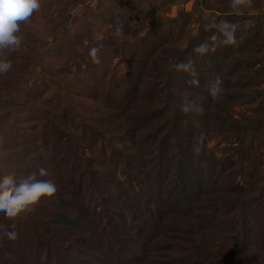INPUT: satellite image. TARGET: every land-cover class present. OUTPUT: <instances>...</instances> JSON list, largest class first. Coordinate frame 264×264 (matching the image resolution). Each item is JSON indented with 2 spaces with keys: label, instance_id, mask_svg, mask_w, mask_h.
<instances>
[{
  "label": "rangeland",
  "instance_id": "rangeland-1",
  "mask_svg": "<svg viewBox=\"0 0 264 264\" xmlns=\"http://www.w3.org/2000/svg\"><path fill=\"white\" fill-rule=\"evenodd\" d=\"M39 2L0 49V176L56 191L0 218V264H264V0Z\"/></svg>",
  "mask_w": 264,
  "mask_h": 264
},
{
  "label": "clouds",
  "instance_id": "clouds-1",
  "mask_svg": "<svg viewBox=\"0 0 264 264\" xmlns=\"http://www.w3.org/2000/svg\"><path fill=\"white\" fill-rule=\"evenodd\" d=\"M40 9L39 0H0V49L7 48L12 52H19L22 48L23 37L20 34L22 27L31 23L32 18ZM219 27L223 33V42L234 41V26L226 21H220ZM119 33L120 28L115 29ZM206 45L201 43L195 46L194 51H204ZM97 48L92 47L89 54L95 61ZM188 62L175 65L177 69L187 70ZM12 67L9 59L0 57V74L7 73ZM223 87L219 77L211 82L209 93L213 97L221 94ZM191 101L181 105L182 111H188ZM56 191L54 181L48 177L44 167H38L34 172L20 177L0 176V218L13 220L23 212L30 210L41 197L51 196ZM17 236L16 225L9 223L6 228L0 227V237L15 239Z\"/></svg>",
  "mask_w": 264,
  "mask_h": 264
},
{
  "label": "trees",
  "instance_id": "trees-1",
  "mask_svg": "<svg viewBox=\"0 0 264 264\" xmlns=\"http://www.w3.org/2000/svg\"><path fill=\"white\" fill-rule=\"evenodd\" d=\"M56 126H58L57 124H55ZM175 171H176V169H175ZM181 172V171H180ZM176 173H178V171L176 172ZM128 198H127V200H126V202L128 203ZM125 203V202H124ZM127 203H125V204H127ZM132 208L133 207H135V206H131ZM112 208H113V210H114V212L116 213V210L115 209H118V211L120 212V213H124L125 212V209H124V206L122 207L121 206V204L120 205H116V206H112ZM112 208L110 207V209L112 210ZM146 208H147V211L149 212V210H151L150 208H149V205L147 204L146 205ZM132 213H133V211H131ZM55 222H58V223H60L61 224V226L62 227H65V228H73L72 226L74 225V222H72V218H70L69 216H67L66 217V219L65 220H62L61 218L60 219H57ZM128 224V226H129V228H128V230H127V234H126V236H125V242L128 244V245H131V243H132V241H133V237L135 236V232H132L131 230H130V223H129V221L128 220H125V219H123L122 220V222H120L119 223V225H121L122 227H124L123 225H125V224ZM73 224V225H72ZM138 234V233H137ZM120 235L121 234H119V237H120ZM140 235V234H139ZM166 247H168V248H170L169 247V245L168 244H166L165 245Z\"/></svg>",
  "mask_w": 264,
  "mask_h": 264
}]
</instances>
